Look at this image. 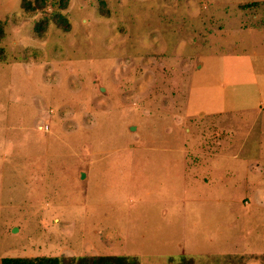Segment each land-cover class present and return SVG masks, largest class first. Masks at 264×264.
I'll return each instance as SVG.
<instances>
[{
  "label": "rangeland",
  "instance_id": "374dc122",
  "mask_svg": "<svg viewBox=\"0 0 264 264\" xmlns=\"http://www.w3.org/2000/svg\"><path fill=\"white\" fill-rule=\"evenodd\" d=\"M21 1L0 0L1 254L264 264V0H69L42 38L50 6ZM246 104L236 156L189 168L186 113Z\"/></svg>",
  "mask_w": 264,
  "mask_h": 264
},
{
  "label": "crops",
  "instance_id": "0c3cea01",
  "mask_svg": "<svg viewBox=\"0 0 264 264\" xmlns=\"http://www.w3.org/2000/svg\"><path fill=\"white\" fill-rule=\"evenodd\" d=\"M254 17L256 16L254 15ZM253 74H255V76L257 75L255 70ZM261 106H264V102H261ZM244 108L245 109H232L227 112L226 110L221 111L218 108L217 110L211 108L207 111L198 109L195 114L192 113V115L190 116H188V113H186L187 116H185V121H182V123L184 122L182 126L186 129L188 137H193L194 135L196 139H198L196 140V145L193 148H190L188 146L186 147L187 149L186 154L184 155V159H186L187 162L190 156V166L187 165L189 168L195 167V161H197L198 164L201 163V161L204 162L203 157L207 154L213 155L216 153H220L221 150H223V152L225 153L227 150H224V147H233L235 150L236 145L234 144L237 138L240 139L243 144H245L243 141L244 137H246L244 131H246V133L248 134L249 129H251L253 126H256V123L258 122L262 111L260 106L250 108L246 104ZM229 115H231L232 117H229ZM219 117L221 118L218 120L217 118ZM210 121H213V123H211ZM214 123L215 128H213ZM241 132L242 136H239V133ZM211 135L212 137H210ZM241 142L240 144H242ZM240 144L239 147L241 146ZM211 147H214V149L211 150ZM239 147L237 151L235 150L234 153H232L234 156H236V154L238 153ZM244 202L247 201L244 200ZM2 235L4 234L2 233ZM0 249L2 250L1 247ZM1 253L3 252H0V264L3 257H11L5 256Z\"/></svg>",
  "mask_w": 264,
  "mask_h": 264
},
{
  "label": "trees",
  "instance_id": "16d2710c",
  "mask_svg": "<svg viewBox=\"0 0 264 264\" xmlns=\"http://www.w3.org/2000/svg\"><path fill=\"white\" fill-rule=\"evenodd\" d=\"M69 0H22L21 5L25 11L34 14L36 11L50 6V12L38 19L34 25V31L39 38L44 37L49 25L63 31H69L72 24L64 13L61 12L67 7ZM264 3V2H263ZM256 2L245 3L246 6H254ZM243 5V6H244ZM257 7V6H256ZM100 14L108 15L104 3L100 4ZM254 9V8H253ZM1 25V24H0ZM1 32V30H0ZM1 49V48H0ZM219 254L211 255V259ZM1 264H140L138 256L117 255V254H81V255H38V256H11L3 257ZM179 264H196L195 259L189 255H182Z\"/></svg>",
  "mask_w": 264,
  "mask_h": 264
}]
</instances>
